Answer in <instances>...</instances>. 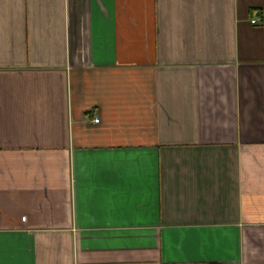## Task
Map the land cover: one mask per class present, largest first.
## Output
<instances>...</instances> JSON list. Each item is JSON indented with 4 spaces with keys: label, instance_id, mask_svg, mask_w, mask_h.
Masks as SVG:
<instances>
[{
    "label": "crops",
    "instance_id": "0c3cea01",
    "mask_svg": "<svg viewBox=\"0 0 264 264\" xmlns=\"http://www.w3.org/2000/svg\"><path fill=\"white\" fill-rule=\"evenodd\" d=\"M0 264H264V0H0Z\"/></svg>",
    "mask_w": 264,
    "mask_h": 264
},
{
    "label": "built area",
    "instance_id": "2783aa9c",
    "mask_svg": "<svg viewBox=\"0 0 264 264\" xmlns=\"http://www.w3.org/2000/svg\"><path fill=\"white\" fill-rule=\"evenodd\" d=\"M255 21H252V23H254ZM98 120H95L94 122L97 123ZM22 220H25V217L22 218Z\"/></svg>",
    "mask_w": 264,
    "mask_h": 264
}]
</instances>
